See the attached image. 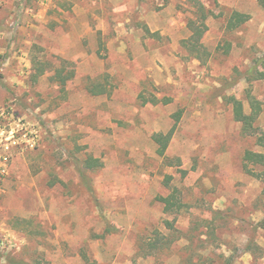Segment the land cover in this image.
<instances>
[{"label": "rangeland", "instance_id": "obj_1", "mask_svg": "<svg viewBox=\"0 0 264 264\" xmlns=\"http://www.w3.org/2000/svg\"><path fill=\"white\" fill-rule=\"evenodd\" d=\"M197 3L201 59L185 44ZM234 12L250 19L229 30ZM255 73L264 0H0V264H264V182L243 165L264 148L227 103L249 114L254 97L264 135ZM174 126L166 163L152 136Z\"/></svg>", "mask_w": 264, "mask_h": 264}, {"label": "trees", "instance_id": "obj_2", "mask_svg": "<svg viewBox=\"0 0 264 264\" xmlns=\"http://www.w3.org/2000/svg\"><path fill=\"white\" fill-rule=\"evenodd\" d=\"M198 6V14L197 18L194 21H190L188 23V28L191 32L190 38L185 42L186 46L190 49L191 54L196 59H201L202 57L206 56V51L201 43L203 36L207 30L206 27V20L209 17V14L205 12V9L202 5L197 3ZM249 16L239 14V13H232L230 16L228 22H227V29L234 30L245 23L249 21ZM53 76L51 80L58 84L59 87L62 89L65 88L68 82H70L74 78V69L67 68L65 66V63L62 62V65L53 71ZM45 74V70H43L41 67L36 69V75L35 77L38 78L40 76H43ZM254 74L253 71L250 72V75ZM257 74V80L264 79L263 73H255ZM91 94L93 95H105L107 94L106 87L103 85H95L91 89H89ZM248 101H249V107H250V113L246 114L243 109V105L240 101L234 99V98H228L227 103L232 106V112L234 120L241 124L242 133L248 137H254L257 140V144L264 148V135L260 134L258 132L257 128V121L259 119L260 113H261V105L260 103L254 98L251 97L250 94H248ZM147 102L151 103L152 105L158 104V102H163L164 104H168V100L163 99L162 101L152 100V101H143V104H146ZM174 119H176V122L180 119V114L177 113L174 115ZM175 131V126L167 133V134H155L152 136V140L154 144L157 146V155L160 158H163L166 163L169 160L165 157V153L169 147L170 141L172 140V136ZM177 165H172L173 163H168V166H180V160L176 159L174 160ZM86 170H94L99 167H101V163L97 159H93L92 157H88L84 162ZM243 165L244 169L246 170L247 174L250 176L257 178L264 182V154L261 153H255L251 151H247L244 154L243 157ZM249 166L251 168H261L260 172H254L252 169H249ZM170 177L166 178V184L168 185ZM158 201L163 204L164 211L170 212L174 208L180 209L183 205L181 203V199L178 196L177 190L173 191V193L166 197V198H158ZM164 238V237H162ZM167 242V246H170L171 242L170 240L164 238ZM154 244L150 246V248H154ZM145 251V249H142ZM150 254V253H149Z\"/></svg>", "mask_w": 264, "mask_h": 264}]
</instances>
